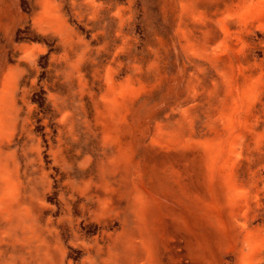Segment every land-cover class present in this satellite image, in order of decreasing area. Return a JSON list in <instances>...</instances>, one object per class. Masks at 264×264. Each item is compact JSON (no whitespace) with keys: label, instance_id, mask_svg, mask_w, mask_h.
I'll use <instances>...</instances> for the list:
<instances>
[{"label":"rangeland","instance_id":"obj_1","mask_svg":"<svg viewBox=\"0 0 264 264\" xmlns=\"http://www.w3.org/2000/svg\"><path fill=\"white\" fill-rule=\"evenodd\" d=\"M0 264H264V0H0Z\"/></svg>","mask_w":264,"mask_h":264},{"label":"bare ground","instance_id":"obj_2","mask_svg":"<svg viewBox=\"0 0 264 264\" xmlns=\"http://www.w3.org/2000/svg\"><path fill=\"white\" fill-rule=\"evenodd\" d=\"M189 155H193V153H190ZM212 190H214V193L216 194V196H221V188L218 185L214 186Z\"/></svg>","mask_w":264,"mask_h":264},{"label":"crops","instance_id":"obj_3","mask_svg":"<svg viewBox=\"0 0 264 264\" xmlns=\"http://www.w3.org/2000/svg\"><path fill=\"white\" fill-rule=\"evenodd\" d=\"M190 92H191V90L186 94V95H189L190 94ZM184 94L186 93V92H183ZM191 98V97H190ZM185 99V98H184ZM185 101H188L187 99H185ZM184 105H186V104H184V102L181 104V107L182 106H184Z\"/></svg>","mask_w":264,"mask_h":264}]
</instances>
